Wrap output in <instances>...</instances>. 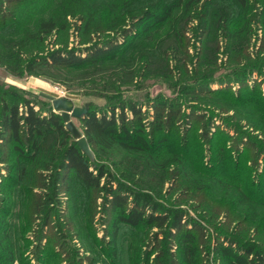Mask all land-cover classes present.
Here are the masks:
<instances>
[{"label":"rangeland","instance_id":"1","mask_svg":"<svg viewBox=\"0 0 264 264\" xmlns=\"http://www.w3.org/2000/svg\"><path fill=\"white\" fill-rule=\"evenodd\" d=\"M16 1L21 3L1 5L2 10L12 16V20L5 18L4 24H0V97L5 96L7 100L13 99L18 103L26 99L32 102L37 113L45 118L47 117L45 109L50 106L52 100L59 98L53 93L56 88L76 106L90 101L100 105L102 102L100 100H106L109 96L116 97L122 91L124 75L111 64L86 66L81 70L43 65L30 75L23 74L21 78L10 75L6 63L9 59V49L25 45L28 37L26 30L33 25V21L48 19L55 14L56 18L58 15L57 8L50 4L49 0ZM203 1L198 0L196 3L198 9L186 30L187 47L179 52L181 57L184 55L187 58L188 70L199 59L205 61L206 68L203 72L206 76H203L212 77V81L202 83L203 93L182 94V86L191 82L181 80L176 67L171 71L165 69L170 63H166L157 55V49L152 50L154 45L148 43V38L134 43L136 47L131 53L135 52V59L144 62L151 58L152 63L150 71L144 73L141 70V76L137 73L135 78L137 84H141L140 87L137 85L135 90L141 93L140 103L144 106L141 110L142 122L150 128L148 136L151 143L161 148L163 160L158 166H163L166 161L172 168L164 176L160 173L140 178L131 173L127 181L123 178L119 180L127 182L128 187L135 191L157 189V195H152L157 202L167 208H180L188 218L201 222L205 232L202 236L199 233L195 234L194 244L198 247L202 263L227 264L226 258L216 250L214 243L216 232L243 243H254L264 253L263 222L259 221L260 225L250 227L248 224L238 223L237 220L243 218L238 217L236 212L229 214L225 207L226 198L223 197V201H219L217 192L219 188L230 192L233 187L238 188L241 185L244 188L246 185L250 193L264 202V69L242 79L235 76L218 77L223 74L220 68L229 64L228 57L223 52V55L220 54L219 48L224 49L229 42L219 37L215 40L211 37L212 33L206 34V31L219 33L223 24L220 18L216 21L211 20L213 9L201 8ZM253 14L252 11L250 18H253ZM67 20V23H61L65 29L48 38L40 52L45 53L77 44L79 38L76 30L77 20L76 18ZM256 33L255 39L250 43L253 45L250 50L252 58L262 39L261 33L257 31ZM162 35L163 30L154 36ZM239 43L240 41L236 42ZM145 44L149 47H145ZM232 66L231 63L229 68ZM142 86H145L144 89ZM130 88L134 89L131 86ZM94 94L99 100L88 97ZM112 101L116 102L114 99ZM146 103L165 106V110H169V115L176 113L175 125L170 127L167 123L164 126L165 134L155 133L153 119L158 110L154 112L144 105ZM19 107L20 111H23L22 106ZM72 122L82 134V123L76 120ZM126 123L130 124V121ZM5 140L7 138L0 137V160L9 158L8 163L0 164V206L6 205V202L8 204L10 201H16L19 196L16 191L20 190V187L12 185L3 177L8 174L10 168L18 164L14 144ZM36 140L44 149L53 150L50 157L54 158L42 159L38 163L45 162L53 166L55 150H60L65 141L58 138L52 128H41V136L36 137ZM26 141V136L22 135V149L27 148ZM107 154L111 158L107 164L112 166L125 153L107 151ZM179 161L184 162L181 175L177 167ZM19 162L21 165L24 164L21 159ZM208 168H212L211 171L219 176L220 182L201 187L205 186L208 191L213 192L200 199L186 194L187 189L183 184L194 180L193 174L196 169L203 171ZM45 174H48V178L39 183L43 189L36 187L38 182L33 183L29 197L37 196L36 194L52 195L51 180L54 172ZM59 175L56 190L59 204L51 211L46 225H43L40 216L32 218L33 213L30 211L26 214L25 209L18 212L21 221L19 218L18 221L9 220V225L12 224L14 227L10 243L21 247L19 264H40L41 255L35 249L40 234L43 233H46L45 236L50 241L48 249L57 253L49 254L45 264H138L146 252L150 253L151 261L159 252H165L161 260L178 261L176 240L167 239L157 229H152L146 224L135 228L122 223L114 226L115 215L111 207L104 202L105 192L87 187L69 168ZM141 183L143 185H140ZM21 201L26 203L24 197ZM26 218L36 221L27 226ZM19 230L22 232L17 235ZM23 236L30 241L28 243L21 241ZM35 240L37 245L34 243ZM154 242L159 245V249L152 252L150 249ZM113 250L116 252L115 257Z\"/></svg>","mask_w":264,"mask_h":264},{"label":"trees","instance_id":"2","mask_svg":"<svg viewBox=\"0 0 264 264\" xmlns=\"http://www.w3.org/2000/svg\"><path fill=\"white\" fill-rule=\"evenodd\" d=\"M49 1L57 8V17L55 18V14L48 19L33 21V25L26 30L28 37L25 45L9 49V59L6 63L10 75L21 78L23 74L30 75L36 68L43 65L81 70L86 66L111 64L114 69L121 71L124 75L123 89L116 97L109 96L106 100H100L102 101L100 105L90 101V110L84 119L72 118L82 123L81 135L85 137L93 153L94 161H90L75 142H70L71 135L66 131L60 114L53 112L51 104L45 109L47 117L42 118L32 102L22 99L18 103L13 99L7 100L5 96L0 97V137H5L6 142L14 144L17 152L16 163H18L3 177L12 185L20 187V190L16 191L19 195L16 201H10L8 204L6 202V205L0 206V264H19L21 247L10 243V235L14 227L12 224L9 225V220L18 221V218L20 219L18 212L25 209L26 214L30 211L33 213L32 218L40 216L43 225H46L51 211L59 204L56 192L57 182L60 179L59 173L68 168L74 171L87 187L98 188L106 193L104 202L114 212V226L122 223L135 228L146 224L152 229H157L167 239L177 241L176 252L179 255L177 262L174 259L161 260L165 252L157 253L151 261L150 253L146 252L141 257V263L138 264H205L202 263L198 247L194 244L195 234L199 233L202 236L205 232L201 222L188 218L184 210L180 208H167L157 202L152 196L157 195V189V191L155 189L135 191L128 187L127 182L119 180L121 178L128 180L131 173L140 178L160 173L164 176L172 168L166 161L163 166H158L163 160L160 154L161 148L151 143L148 136L150 128L142 122L141 110L144 106L140 103L141 93L135 90L138 85L135 78L137 73L141 76V70L144 73L150 71L152 63L151 58H147L144 62L135 59V52L131 53L136 47L135 41L141 42L148 38V43L154 45L152 50L157 49V55L166 63H170L165 69L171 71L176 67L181 80L191 82L189 85L182 86V94L199 95L203 93L202 83L212 81V77L203 76H206L203 72L206 68L205 61L199 59L188 70L187 58L179 55L180 50L187 47L186 30L198 9L196 7L198 0ZM12 2L21 3L16 0H0V24H4L5 18L12 20V16L6 14L1 8V5ZM201 8H212L211 20L216 21L220 18L223 24L219 33L206 31V34L212 33L211 37L215 40L219 37L229 42L224 49L219 48L220 54L224 53L229 61L227 66L220 68L223 74L219 75V78L235 76L242 79L264 69V0H204ZM252 11L253 18H250ZM67 18L77 20L76 30L79 33L77 44L45 53L40 52L48 38L65 29L61 23H67ZM162 30L164 35L154 36ZM256 31L261 33L262 39L252 58L250 50L253 45L250 43L255 39ZM237 41L240 43L236 44ZM146 46L149 47L145 44ZM231 63L233 66L229 68ZM130 86L134 89L130 90ZM138 86L140 87L141 84ZM142 87L144 89L145 86ZM95 95L88 97L99 100ZM113 99L116 102H113ZM20 105L23 111H20ZM144 105L153 109L154 112L158 110L153 119L155 133L165 134L164 126L167 123L170 127L175 125L176 113L169 115V110H165V106L147 103ZM126 121H130V124ZM41 128L54 129L56 136L65 141L63 144L65 147L55 150L53 166L45 162L38 163L42 159L54 160L50 157L53 150L44 149L36 140V137L41 136ZM22 135L27 139L26 149H22ZM67 139H69L68 142ZM107 151L125 154L111 166L107 164L111 159ZM19 159L24 164L21 165ZM8 161L9 158L0 160V164L8 163ZM183 163V161L177 162L179 175L183 172ZM211 169L203 171L196 169L193 174L194 180L183 184V187L187 189L186 194L200 199L213 192L208 191L205 186L201 187V185L220 182L219 176ZM47 172H54L51 180L52 195L36 194L37 196L29 197L33 183L38 182L36 187L43 189L39 183L48 178V174H45ZM217 192L219 201H223V197L226 198L224 201H226L225 207L228 213L236 212L238 217L243 218H239L238 223L248 224L250 227L260 225L259 221H261L264 225V202L250 193L246 185L244 188L241 185L238 188L233 187L230 192L219 188ZM22 197L26 203L21 201ZM34 221L36 220L26 218L25 224L30 226ZM19 232L20 230L17 235ZM45 235L46 233L40 234L38 245L36 240L34 241L37 245L35 250L41 255L40 264L46 263L49 254L57 255L53 250L48 249L50 241ZM113 238L115 239V235ZM215 240L216 250L226 258L227 264H264V253L254 243H243L226 235L221 236L217 232ZM21 241L28 243L30 240L23 236ZM158 246L154 242L150 250L154 252L159 249Z\"/></svg>","mask_w":264,"mask_h":264},{"label":"water","instance_id":"3","mask_svg":"<svg viewBox=\"0 0 264 264\" xmlns=\"http://www.w3.org/2000/svg\"><path fill=\"white\" fill-rule=\"evenodd\" d=\"M53 112L59 113L66 131L71 135L70 142H75L80 151L90 160L94 161V156L84 136L78 131L72 122L74 119H84L90 110V103L76 106L71 99L57 98L51 101Z\"/></svg>","mask_w":264,"mask_h":264},{"label":"built area","instance_id":"4","mask_svg":"<svg viewBox=\"0 0 264 264\" xmlns=\"http://www.w3.org/2000/svg\"><path fill=\"white\" fill-rule=\"evenodd\" d=\"M56 91V92H55ZM53 93H55L56 95H57V97H59V98H65V99H69L68 97H66V95L63 93V92H61L59 89H55V90H53Z\"/></svg>","mask_w":264,"mask_h":264}]
</instances>
